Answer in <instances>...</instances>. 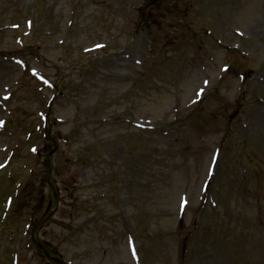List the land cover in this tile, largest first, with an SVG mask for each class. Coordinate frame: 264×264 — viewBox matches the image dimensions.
<instances>
[{
  "label": "rangeland",
  "instance_id": "rangeland-1",
  "mask_svg": "<svg viewBox=\"0 0 264 264\" xmlns=\"http://www.w3.org/2000/svg\"><path fill=\"white\" fill-rule=\"evenodd\" d=\"M148 1L0 0V264H264V0Z\"/></svg>",
  "mask_w": 264,
  "mask_h": 264
},
{
  "label": "water",
  "instance_id": "water-1",
  "mask_svg": "<svg viewBox=\"0 0 264 264\" xmlns=\"http://www.w3.org/2000/svg\"><path fill=\"white\" fill-rule=\"evenodd\" d=\"M156 2H157V0H152L149 4L146 5V7H145L144 10H143V19H145L147 9H148L150 6L154 5ZM55 152H56V148L51 152V154H50V156H49V159H48V162H49V185L52 187L54 193H55V188H54V185L51 183L50 178H51V173H52L51 158H52V156L54 155ZM53 215H54V212L51 213V214L49 215V217H48L45 221H43L40 225H38V227L41 226L42 224L46 223L48 220H50V219L53 217ZM38 227H37V228H38ZM36 230H37V229H35V231L33 232V239H34V242H36V240H35V233H36ZM38 246H39V248H40V249L46 254V256H47L48 258L54 260L57 264H62V263L60 262V260L52 258V257L50 256V254L45 250V248H44L42 245L38 244Z\"/></svg>",
  "mask_w": 264,
  "mask_h": 264
},
{
  "label": "bare ground",
  "instance_id": "bare-ground-1",
  "mask_svg": "<svg viewBox=\"0 0 264 264\" xmlns=\"http://www.w3.org/2000/svg\"><path fill=\"white\" fill-rule=\"evenodd\" d=\"M256 120L263 121L264 120V110L258 111L255 115ZM6 187V186H5Z\"/></svg>",
  "mask_w": 264,
  "mask_h": 264
},
{
  "label": "snow or ice",
  "instance_id": "snow-or-ice-1",
  "mask_svg": "<svg viewBox=\"0 0 264 264\" xmlns=\"http://www.w3.org/2000/svg\"><path fill=\"white\" fill-rule=\"evenodd\" d=\"M5 99H7V97H5ZM185 203H186V201H185Z\"/></svg>",
  "mask_w": 264,
  "mask_h": 264
},
{
  "label": "trees",
  "instance_id": "trees-1",
  "mask_svg": "<svg viewBox=\"0 0 264 264\" xmlns=\"http://www.w3.org/2000/svg\"><path fill=\"white\" fill-rule=\"evenodd\" d=\"M40 252V251H39ZM40 254H42L41 252H40Z\"/></svg>",
  "mask_w": 264,
  "mask_h": 264
}]
</instances>
